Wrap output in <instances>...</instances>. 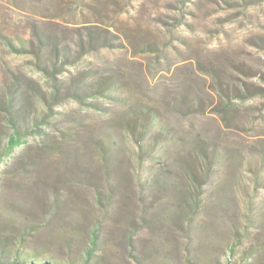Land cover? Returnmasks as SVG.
<instances>
[{"label": "rangeland", "instance_id": "1", "mask_svg": "<svg viewBox=\"0 0 264 264\" xmlns=\"http://www.w3.org/2000/svg\"><path fill=\"white\" fill-rule=\"evenodd\" d=\"M23 263L264 264V0H0Z\"/></svg>", "mask_w": 264, "mask_h": 264}, {"label": "trees", "instance_id": "2", "mask_svg": "<svg viewBox=\"0 0 264 264\" xmlns=\"http://www.w3.org/2000/svg\"><path fill=\"white\" fill-rule=\"evenodd\" d=\"M146 122H143L144 125L147 126L148 123H151L152 122V119H148L146 118L145 120ZM19 141V138H16V137H12L9 141V146H12V144H14L15 142ZM199 147L200 148H204L206 149V147L202 144H199ZM185 163H186V167L188 168V170L193 174L195 173L197 176L199 175L198 172L200 173L199 169H198V166L196 164L195 161L191 160L190 158H188V160H185ZM24 264V263H23Z\"/></svg>", "mask_w": 264, "mask_h": 264}]
</instances>
